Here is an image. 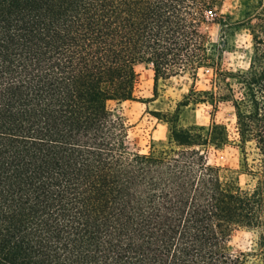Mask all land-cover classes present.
I'll list each match as a JSON object with an SVG mask.
<instances>
[{"label": "trees", "instance_id": "trees-1", "mask_svg": "<svg viewBox=\"0 0 264 264\" xmlns=\"http://www.w3.org/2000/svg\"><path fill=\"white\" fill-rule=\"evenodd\" d=\"M223 2L0 0V264L264 259L233 244L241 230L264 244V0L240 19ZM242 30L245 66L224 63ZM140 63L156 85L213 74L171 115L169 146L147 153L114 107L135 98ZM223 102L235 137L225 123L180 118ZM228 145L239 168L209 160Z\"/></svg>", "mask_w": 264, "mask_h": 264}, {"label": "rangeland", "instance_id": "rangeland-1", "mask_svg": "<svg viewBox=\"0 0 264 264\" xmlns=\"http://www.w3.org/2000/svg\"><path fill=\"white\" fill-rule=\"evenodd\" d=\"M259 7V0H224L220 9L221 13L233 14V18L240 19L246 11L254 12ZM214 33L219 37L223 27H214ZM250 35L242 30L236 33L231 41L232 52H225L224 63L245 66L246 60L244 48L250 45ZM137 84L135 98L114 104V107L122 115L130 126L128 142L130 146L143 153L150 150L159 151L169 146L171 124L169 119L176 111L178 104L186 100L189 93L196 87L198 89H210L212 87V72L200 69L197 78L189 74L175 76L169 79L160 78L155 83L154 71L149 63H140L136 66ZM180 114L186 123L197 121L200 124L209 125L212 120L225 123L232 137L236 135L234 108L230 103L223 102L214 107L211 104L190 105ZM250 157L254 156V150L250 148ZM210 162L239 168L241 152L238 147L228 145L222 149H211L208 153ZM241 183L247 181V176L241 175ZM260 234L254 230H241L233 239L237 250L256 251L263 249L260 245ZM264 259L253 257L252 264H262Z\"/></svg>", "mask_w": 264, "mask_h": 264}]
</instances>
